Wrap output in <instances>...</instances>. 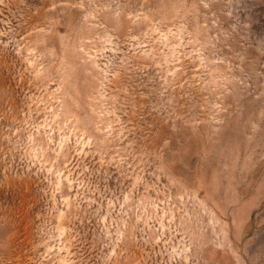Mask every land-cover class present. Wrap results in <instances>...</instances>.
Listing matches in <instances>:
<instances>
[{
  "label": "rangeland",
  "instance_id": "obj_1",
  "mask_svg": "<svg viewBox=\"0 0 264 264\" xmlns=\"http://www.w3.org/2000/svg\"><path fill=\"white\" fill-rule=\"evenodd\" d=\"M0 264H264V0H0Z\"/></svg>",
  "mask_w": 264,
  "mask_h": 264
}]
</instances>
